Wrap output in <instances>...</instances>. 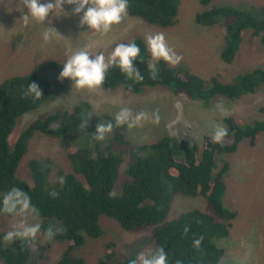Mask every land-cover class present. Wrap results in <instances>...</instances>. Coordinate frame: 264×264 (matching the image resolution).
I'll return each instance as SVG.
<instances>
[{
    "label": "trees",
    "instance_id": "obj_1",
    "mask_svg": "<svg viewBox=\"0 0 264 264\" xmlns=\"http://www.w3.org/2000/svg\"><path fill=\"white\" fill-rule=\"evenodd\" d=\"M213 1L201 0V4L210 6ZM115 2L131 17L160 29L176 25L181 5V0ZM196 21L205 27L225 24L227 41L221 58L226 64L235 61L248 32L264 43V6L247 11L214 4L198 13ZM138 33L130 53L117 57L106 68L84 80L91 86L107 90L122 86L129 94H138L145 87H167L176 95L184 94L209 106L218 98L238 100L264 90V67L228 79L219 74L203 77L186 67H174L163 57L154 58L146 41V34L155 35L154 32L147 30L145 33L140 28ZM52 73L61 79L57 88ZM69 76L61 64L52 62L35 72L18 74L0 83V216L19 218L25 209L33 208L43 219L39 227L43 240L30 232L0 230L2 262L33 264L32 258L42 249L45 240L46 243H68L55 264H86L85 259L72 253L85 246L86 236L99 239L104 235L99 219L105 215L117 221L131 243L155 244L147 264H219L226 249L218 246L215 239L229 238L236 219V214L224 204L225 178L230 164L223 157L235 153L245 139L251 146L258 145L264 134V120L250 123L238 116L227 117L224 120L226 128L220 136L233 141L206 136L200 150L187 140L170 136L150 145L134 147L125 140L116 122L105 116L114 131L112 145L99 142L105 131L100 129L101 119L96 118L90 127L96 146L82 148L75 144L76 133L85 125V109L91 108L84 102L72 111L53 108L44 118L30 123L11 144L10 137L20 117L57 101L64 89L71 92L75 84L72 79L68 84ZM260 111L264 113V106ZM37 134L60 139L66 144L73 172L55 180L52 160L33 158L28 163L32 184L20 177L19 167ZM113 146L130 148L131 153L126 170L128 179L119 197H113L112 192L125 160ZM222 160L220 167L218 162ZM176 194L203 197L213 213L196 209L169 220ZM50 221L62 224L64 232L49 225ZM114 247L113 242L107 245V253L100 264H108L114 257V253L109 252ZM125 264H136V259L132 257Z\"/></svg>",
    "mask_w": 264,
    "mask_h": 264
},
{
    "label": "rangeland",
    "instance_id": "obj_2",
    "mask_svg": "<svg viewBox=\"0 0 264 264\" xmlns=\"http://www.w3.org/2000/svg\"><path fill=\"white\" fill-rule=\"evenodd\" d=\"M214 4L252 11L263 7L264 0H215L205 7L201 0H181L177 23L169 29L154 28L131 17L114 0H0V83L57 62L70 73L68 84L71 79L75 84L71 92L67 89L60 91L57 101L20 117L10 137L11 144L30 123L44 118L53 108L72 111L84 102H88L91 108L85 109V125L76 133L75 144L82 148L96 146L90 130L96 118L101 119L100 129L105 131L99 142L112 145L114 131L105 116L116 122L125 140L134 147L150 145L170 136L187 140L200 150L206 136L233 141L220 136L226 128L224 120L227 117L238 116L250 123L264 120V113L260 111L264 106V90L238 100L218 98L209 106L184 94L176 95L167 87H145L138 94H129L122 86L107 90L91 86L84 80L106 68L117 57L130 53L132 41L139 36L140 28L145 33L149 30L155 34H146L154 58L163 57L172 66L186 67L203 77L219 74L228 79L264 67V43L250 32L246 34L235 61L232 64L223 62L221 52L227 41L225 24L205 27L196 21L198 13ZM51 75L57 88L61 79L58 74ZM113 149L125 160L112 192L113 197H119L128 179L126 170L131 153L126 147L113 146ZM33 158L51 159L55 180L73 172L66 144L60 139L37 134L31 141L18 171L20 177L31 184L28 163ZM223 159L230 164L225 178L224 204L236 214V219L229 238L215 239L218 246L226 249L219 264H264V134L258 145L251 146L245 139L235 153ZM224 160L218 162L220 167ZM77 177L84 182L82 176ZM196 209L213 213L203 197L176 194L168 219ZM41 222L36 210L27 208L19 218L0 216V230L30 232L43 240L39 233ZM99 223L104 235L99 239L86 236L85 246L75 249L74 256L85 259L86 264H100L107 253V245L113 242L115 247L109 252L114 253V257L108 264H125L132 257L136 264L149 262L155 244L131 243L117 221L108 216L102 215ZM49 225L63 232L61 224L50 221ZM67 247V242L46 243L44 240L32 263L55 264ZM0 264H4L1 259Z\"/></svg>",
    "mask_w": 264,
    "mask_h": 264
},
{
    "label": "clouds",
    "instance_id": "obj_3",
    "mask_svg": "<svg viewBox=\"0 0 264 264\" xmlns=\"http://www.w3.org/2000/svg\"><path fill=\"white\" fill-rule=\"evenodd\" d=\"M115 1V0H114ZM116 3V2H115ZM117 5V4H116ZM257 38V37H256ZM174 138V137H173ZM144 145H148V144H144ZM121 155V154H120ZM122 156V155H121ZM123 158V157H122ZM174 199V198H173ZM173 203V202H172ZM172 207V206H171ZM36 212H37V210H36ZM37 214H38V212H37ZM38 216H39V214H38ZM40 217V216H39ZM42 219V218H41ZM55 222V221H54ZM43 223V219H42V222H41V224ZM58 223V222H57ZM60 224V223H59ZM62 225V224H61ZM39 227H40V225H39ZM53 227V226H52ZM62 227H63V225H62ZM59 231V230H58ZM61 232V231H60ZM63 232H64V227H63Z\"/></svg>",
    "mask_w": 264,
    "mask_h": 264
}]
</instances>
